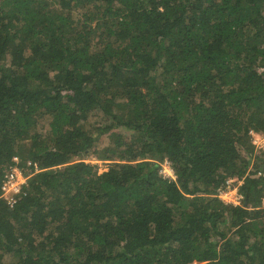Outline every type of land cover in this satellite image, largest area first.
<instances>
[{"label": "trees", "instance_id": "obj_1", "mask_svg": "<svg viewBox=\"0 0 264 264\" xmlns=\"http://www.w3.org/2000/svg\"><path fill=\"white\" fill-rule=\"evenodd\" d=\"M251 131L264 0H0V264H264Z\"/></svg>", "mask_w": 264, "mask_h": 264}, {"label": "built area", "instance_id": "obj_2", "mask_svg": "<svg viewBox=\"0 0 264 264\" xmlns=\"http://www.w3.org/2000/svg\"><path fill=\"white\" fill-rule=\"evenodd\" d=\"M251 143L254 147V157L251 159L250 169L254 168L258 156H264V133L250 132ZM14 164L5 170V179L1 186V196L10 207H13L19 200L22 188L27 184L28 176L25 175L24 166L19 157H14ZM169 164V163H168ZM27 165L32 166V162L28 161ZM36 172L39 171L37 165L34 166ZM258 176L264 181V169L261 168ZM168 178H171L168 177ZM175 179L174 177H172ZM245 178H230L217 189V198L225 205L233 207L244 206V197L241 193V187ZM260 209L264 212V189L261 200Z\"/></svg>", "mask_w": 264, "mask_h": 264}, {"label": "rangeland", "instance_id": "obj_3", "mask_svg": "<svg viewBox=\"0 0 264 264\" xmlns=\"http://www.w3.org/2000/svg\"><path fill=\"white\" fill-rule=\"evenodd\" d=\"M30 143V141H26V144ZM252 159V158H251ZM251 159H250V164H251ZM253 160V159H252ZM87 163H92V164H97L99 166V171L100 173L107 171L110 168V162H98L95 161L94 159L92 160H86ZM169 163V164H168ZM161 174L163 175L164 178H167L171 176L170 179H173L172 177L176 178L174 170L171 166V163L168 160H165L161 164ZM14 262V259L9 258L7 260V264H12Z\"/></svg>", "mask_w": 264, "mask_h": 264}]
</instances>
